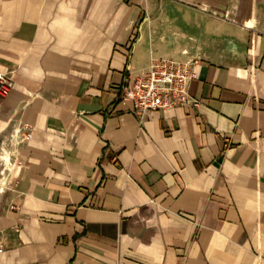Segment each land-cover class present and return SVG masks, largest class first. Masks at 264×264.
I'll return each instance as SVG.
<instances>
[{"label": "crops", "instance_id": "0c3cea01", "mask_svg": "<svg viewBox=\"0 0 264 264\" xmlns=\"http://www.w3.org/2000/svg\"><path fill=\"white\" fill-rule=\"evenodd\" d=\"M196 54L198 107L122 99ZM0 72V264H264V0H0Z\"/></svg>", "mask_w": 264, "mask_h": 264}, {"label": "built area", "instance_id": "2783aa9c", "mask_svg": "<svg viewBox=\"0 0 264 264\" xmlns=\"http://www.w3.org/2000/svg\"><path fill=\"white\" fill-rule=\"evenodd\" d=\"M201 62L198 54L189 60L154 58L147 72L130 76L123 88L122 99L133 103L134 112L141 120L151 111L159 109L187 104L198 107L200 100L191 94L190 87L198 77L195 66ZM14 86L12 74L0 72V95L8 97ZM27 136L31 137L32 132H28ZM4 250L1 244L0 251Z\"/></svg>", "mask_w": 264, "mask_h": 264}, {"label": "rangeland", "instance_id": "374dc122", "mask_svg": "<svg viewBox=\"0 0 264 264\" xmlns=\"http://www.w3.org/2000/svg\"><path fill=\"white\" fill-rule=\"evenodd\" d=\"M2 116L4 114L0 113V131L5 125V119ZM17 141L18 137L15 132L2 134L0 132V202L4 198L10 176L16 167L15 145Z\"/></svg>", "mask_w": 264, "mask_h": 264}]
</instances>
